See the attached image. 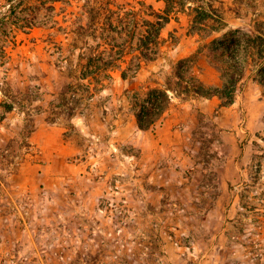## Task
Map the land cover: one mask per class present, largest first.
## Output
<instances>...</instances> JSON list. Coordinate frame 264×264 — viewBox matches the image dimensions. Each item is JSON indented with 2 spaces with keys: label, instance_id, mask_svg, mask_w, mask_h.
<instances>
[{
  "label": "rangeland",
  "instance_id": "374dc122",
  "mask_svg": "<svg viewBox=\"0 0 264 264\" xmlns=\"http://www.w3.org/2000/svg\"><path fill=\"white\" fill-rule=\"evenodd\" d=\"M214 5V38L264 37V0ZM165 8L0 0V264H264V66L196 95L221 74Z\"/></svg>",
  "mask_w": 264,
  "mask_h": 264
},
{
  "label": "trees",
  "instance_id": "16d2710c",
  "mask_svg": "<svg viewBox=\"0 0 264 264\" xmlns=\"http://www.w3.org/2000/svg\"><path fill=\"white\" fill-rule=\"evenodd\" d=\"M236 1L241 3L244 0ZM165 2L167 15L173 10L174 4L180 12L190 10L192 15L190 34L196 33L201 38L208 39L207 44L212 53L214 66L221 74L220 86H214L206 91L199 82L194 93L205 96L218 95L226 103L233 102L237 83L247 67L258 63L264 66V37L247 34L237 29L229 30L222 36L214 38L212 32H220L222 27L217 28L212 23L223 18L214 5V0H165ZM189 3H193L192 6L188 5ZM258 74L264 76V67L258 71ZM178 76L182 78L181 75ZM260 82L264 85V78H260ZM168 89V87L162 90L155 89L148 94L136 114L140 127L147 128L157 118V114L166 108L169 102ZM155 92L162 93V102Z\"/></svg>",
  "mask_w": 264,
  "mask_h": 264
}]
</instances>
